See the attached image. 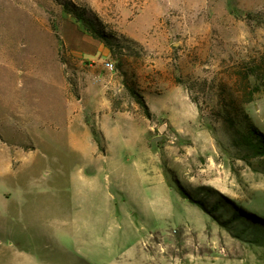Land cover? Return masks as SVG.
Masks as SVG:
<instances>
[{
  "label": "rangeland",
  "instance_id": "374dc122",
  "mask_svg": "<svg viewBox=\"0 0 264 264\" xmlns=\"http://www.w3.org/2000/svg\"><path fill=\"white\" fill-rule=\"evenodd\" d=\"M107 104L129 116L101 162L126 166L79 228L69 173L107 153ZM248 123L264 137V0H0V264H264Z\"/></svg>",
  "mask_w": 264,
  "mask_h": 264
},
{
  "label": "crops",
  "instance_id": "0c3cea01",
  "mask_svg": "<svg viewBox=\"0 0 264 264\" xmlns=\"http://www.w3.org/2000/svg\"><path fill=\"white\" fill-rule=\"evenodd\" d=\"M126 115L128 114L116 113L113 116L110 104H107L105 111L98 115V122L100 123L98 131L106 145L107 153L105 156L92 155L84 149H80L81 160L85 158L86 162L80 164L78 170L74 169L69 173L70 225L81 228L83 218L94 219L93 226L99 224L100 217L104 216V207H110L111 202L117 200V197L110 193L111 173L118 171L119 166L126 165L104 163L101 162V159L107 160L109 153L116 146V140L113 141L116 138L115 125L121 117L127 120L126 117L129 115ZM117 127L119 126L117 125ZM129 187L123 192L124 195H131ZM117 193L121 194V190H118Z\"/></svg>",
  "mask_w": 264,
  "mask_h": 264
},
{
  "label": "trees",
  "instance_id": "16d2710c",
  "mask_svg": "<svg viewBox=\"0 0 264 264\" xmlns=\"http://www.w3.org/2000/svg\"><path fill=\"white\" fill-rule=\"evenodd\" d=\"M235 134L236 143L239 147L247 149L254 157H264V137L251 124L248 123L243 131L236 130ZM184 198L188 197L184 196ZM199 206L203 208L201 204Z\"/></svg>",
  "mask_w": 264,
  "mask_h": 264
},
{
  "label": "built area",
  "instance_id": "2783aa9c",
  "mask_svg": "<svg viewBox=\"0 0 264 264\" xmlns=\"http://www.w3.org/2000/svg\"><path fill=\"white\" fill-rule=\"evenodd\" d=\"M107 67H108L109 69H112V68H113V66H112L111 64H107Z\"/></svg>",
  "mask_w": 264,
  "mask_h": 264
}]
</instances>
